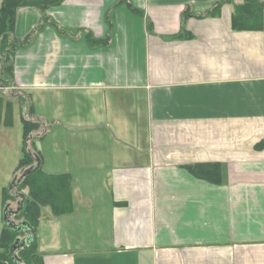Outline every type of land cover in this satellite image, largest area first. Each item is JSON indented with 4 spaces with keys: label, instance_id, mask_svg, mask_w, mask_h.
Masks as SVG:
<instances>
[{
    "label": "crops",
    "instance_id": "1",
    "mask_svg": "<svg viewBox=\"0 0 264 264\" xmlns=\"http://www.w3.org/2000/svg\"><path fill=\"white\" fill-rule=\"evenodd\" d=\"M219 1L65 0L46 12L65 35L18 11L10 91L43 171L72 177L73 211L42 208L44 264H264V27L234 30L242 0Z\"/></svg>",
    "mask_w": 264,
    "mask_h": 264
},
{
    "label": "trees",
    "instance_id": "2",
    "mask_svg": "<svg viewBox=\"0 0 264 264\" xmlns=\"http://www.w3.org/2000/svg\"><path fill=\"white\" fill-rule=\"evenodd\" d=\"M65 0H1L0 2V126L11 127L14 123V105L10 99H6L4 90H10L15 83L14 60L19 49L26 47L31 37L23 41L15 38V28L18 11L25 7L37 8L43 15V23L50 22L60 34L65 35L66 30L46 15L51 7L60 6ZM235 0H220L215 4L210 16H218L221 8L226 4L234 3ZM232 14V27L237 31H261L264 27V0H242L234 5ZM128 8L136 15L143 12L128 4ZM187 16L188 13H187ZM42 24L37 27L39 30ZM87 41L92 44L98 40L87 34ZM99 42V41H98ZM101 42V41H100ZM3 91V92H1ZM32 113V108L30 107ZM23 127V143L25 155L19 161L16 171L31 169V173L25 177L19 185H15L13 191L3 190V204L8 198L17 200L22 205L21 213L16 216L20 221H26L35 229L42 216V208L49 207L55 216H62L73 211L72 200V177L71 175H49L42 169L40 154H32L28 151V141L31 134L40 129V123L27 120L24 114L21 116ZM37 158L41 161L37 162ZM196 178L213 184L222 183L221 165L219 163H197L185 166ZM22 173V174H23ZM21 174V175H22ZM15 179V178H14ZM13 179V180H14ZM27 188V192H23ZM19 189L22 192L16 191ZM25 195L16 199L15 194ZM25 238L26 234L15 232L5 226L0 228V264H44L42 256L38 252L37 239L21 250H16L13 256L10 251L17 238ZM21 238V239H23Z\"/></svg>",
    "mask_w": 264,
    "mask_h": 264
},
{
    "label": "rangeland",
    "instance_id": "3",
    "mask_svg": "<svg viewBox=\"0 0 264 264\" xmlns=\"http://www.w3.org/2000/svg\"><path fill=\"white\" fill-rule=\"evenodd\" d=\"M4 92L6 93V99L8 98L11 101L16 102L18 99L20 100L19 108L21 109V116L24 114L27 120L39 122L33 117L30 111L31 104L27 96L18 95L17 91L4 90ZM41 133H43V129L40 128L38 131H35L31 134V139L28 141L27 149L32 154L37 153V145H35V141ZM22 134L23 127L18 117L15 118V123L12 127L7 128L4 126H0V228L3 226L2 219L5 206L7 204H10L13 209L17 208V200L14 199L8 198L6 203L2 204V195L4 189L5 191L8 190V187L10 186L13 179L20 177L23 171L26 169L25 168L14 172V169L17 167L20 159L25 155V152L27 151L24 150ZM16 191L22 192L19 189H17ZM27 191V188L23 190V192ZM14 219L17 223L20 222L19 219ZM21 238H23V236H21Z\"/></svg>",
    "mask_w": 264,
    "mask_h": 264
},
{
    "label": "water",
    "instance_id": "4",
    "mask_svg": "<svg viewBox=\"0 0 264 264\" xmlns=\"http://www.w3.org/2000/svg\"><path fill=\"white\" fill-rule=\"evenodd\" d=\"M40 159L37 158V162L40 163ZM31 173V169L26 170L20 177L15 178L12 181V185L10 186V191H13L15 185H19L21 183V181L27 177L29 174ZM16 199L22 198L23 200H25V195L19 193V194H15L13 196ZM20 202H18V207L16 210H13V208L11 207L10 204H7L3 210V219H2V224L3 226L18 232V233H25L26 236L25 238L21 239V238H17L15 243L12 245L11 247V251L10 254L11 256H13V254L15 253L16 250H21L22 248H24L25 246L31 244L33 241L36 240V229L29 224L26 221H20V222H16L15 220H13L11 218V215H16L18 216L21 211H22V205L20 206Z\"/></svg>",
    "mask_w": 264,
    "mask_h": 264
},
{
    "label": "flooded vegetation",
    "instance_id": "5",
    "mask_svg": "<svg viewBox=\"0 0 264 264\" xmlns=\"http://www.w3.org/2000/svg\"><path fill=\"white\" fill-rule=\"evenodd\" d=\"M17 204H18V202H17ZM17 207H18V205H17ZM17 209V208H16ZM16 209H13V210H16ZM16 217V215H11V218L13 219V220H15L14 218Z\"/></svg>",
    "mask_w": 264,
    "mask_h": 264
}]
</instances>
